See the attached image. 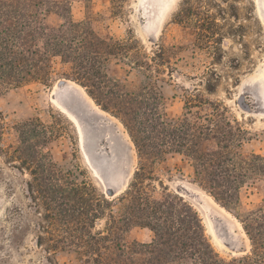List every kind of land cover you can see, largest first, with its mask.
I'll return each instance as SVG.
<instances>
[{
	"label": "rangeland",
	"instance_id": "rangeland-1",
	"mask_svg": "<svg viewBox=\"0 0 264 264\" xmlns=\"http://www.w3.org/2000/svg\"><path fill=\"white\" fill-rule=\"evenodd\" d=\"M183 1L71 0L75 22L109 34L115 41H124L137 59L154 58L152 70L147 71L127 58L111 56L103 66L102 72L108 77H103L101 88L90 87L97 100L79 81L66 76L69 65L58 56L53 59L50 80L45 85L30 82L0 90V264L76 263L74 255L49 252L46 241L39 244V236L45 235L41 227L47 225L46 210L29 192L28 182L38 178L45 185V195L52 197L64 192L62 188L67 179L78 183L85 178L106 194L111 189L114 194L111 197L122 194L139 161L124 121L134 131L145 129L158 148L179 149L173 143L160 146L170 140L163 138L161 131L166 118L205 127L209 111L203 106L187 105L192 94H199L223 103L228 109L227 118L232 122V129L242 136L236 148L239 153L264 156V0H229L228 3L236 5L239 18L232 17L233 9L230 8L227 20H220L224 23L225 37L221 47L218 46L220 49L215 51L212 47L200 48L195 27L176 20ZM223 5L227 6L224 2ZM161 47L164 48L163 56L158 57L156 54ZM220 55L222 60L215 63L214 56ZM211 69L220 75L213 93H209L204 84L207 79H213ZM150 73L151 79L146 76ZM62 80L81 85L100 110L121 124L130 145L116 130L115 134L125 144L119 151H114L115 141L110 134L104 137L88 135L83 145L77 123L53 100V89ZM224 128L229 127L225 124ZM87 153L93 156L94 164L107 173L115 171V179L106 181L98 175ZM155 167L157 180L153 185L159 190L164 186L168 192L183 196L195 207L208 237L227 261L252 252V240L244 224L249 225L257 241H264L263 179L255 177L243 184L239 199L235 195L232 199L225 198L223 203L229 209L218 202L236 217L244 234L245 238L234 232V237L227 240L229 246L238 248L235 251L221 245L212 234L201 207L204 205L201 194L217 200L198 181L192 160L183 152L173 151L166 153ZM237 179L227 176L218 180L237 183ZM105 221L102 219L97 229L103 228ZM153 237L154 233L142 226H131L125 233L128 244L148 243ZM259 246L264 251V244Z\"/></svg>",
	"mask_w": 264,
	"mask_h": 264
},
{
	"label": "trees",
	"instance_id": "trees-1",
	"mask_svg": "<svg viewBox=\"0 0 264 264\" xmlns=\"http://www.w3.org/2000/svg\"><path fill=\"white\" fill-rule=\"evenodd\" d=\"M228 2L184 0L176 20L195 27L200 48L215 51L225 37L220 20H227L230 8L232 17L239 18L236 5ZM90 28L73 20L71 0H0V90L30 82L45 85L57 56L69 65L66 76L79 81L96 100L90 87L101 88L103 77H108L102 72L103 66L111 56H122L138 68L152 70L154 58L137 59L124 41ZM159 51L156 55L163 56L164 48ZM213 59L218 63L222 57ZM210 75L213 79L204 84L213 93L220 75L215 69ZM146 76L153 77L151 73ZM187 105L205 107L208 124L203 127L166 118L161 132L170 140L160 146L173 143L179 149L158 148L145 129L134 131L124 121L139 161L127 189L116 197H109L87 178L78 183L67 179L62 188L65 193L59 197L45 195V185L36 177L28 182L29 192L46 210L47 225L41 227L45 235L39 236V244L46 241L47 251L74 255L75 264H264V251L259 249L264 241L255 239L249 225L244 224V228L252 240L251 254L227 261L208 237L195 207L183 196L168 192L163 185L159 190L152 183L157 180L155 164L173 151L183 152L192 160L200 184L228 209L225 198L235 195L239 199L240 188L248 180H264V156L236 150L242 136L232 129L223 103L192 94ZM223 121L229 128H224ZM227 176L238 178V182L218 180ZM102 219L106 220L104 227L97 229ZM131 226L149 228L154 233L151 242L128 244L125 233Z\"/></svg>",
	"mask_w": 264,
	"mask_h": 264
},
{
	"label": "water",
	"instance_id": "water-1",
	"mask_svg": "<svg viewBox=\"0 0 264 264\" xmlns=\"http://www.w3.org/2000/svg\"><path fill=\"white\" fill-rule=\"evenodd\" d=\"M58 85L59 87H63V89L59 93V96L63 98V102L60 101V98L56 96L54 98L57 99L61 103V105H63V107H65V109L74 116V118L81 126V129H83L86 137L88 135L90 137H104L107 134H110V138L115 141L114 151H119L123 146L125 147V144L122 141L121 137L115 134L113 126H110V124L105 121L104 117L100 116L95 111H92L90 106L77 90H75L71 86H68L65 80L60 81ZM87 156L91 163L94 164L93 156L89 153H87ZM94 165L97 169V172L103 179H105L106 181L115 179V171L107 173L101 166L99 167L96 164ZM107 194L113 195V191H111V189H108ZM210 219L215 231L217 232V235L225 240L226 243L224 244L229 247V245L227 244V240L232 239L235 235L229 223H227L226 221H221L219 217L216 216L213 212H211L210 214Z\"/></svg>",
	"mask_w": 264,
	"mask_h": 264
},
{
	"label": "bare ground",
	"instance_id": "bare-ground-1",
	"mask_svg": "<svg viewBox=\"0 0 264 264\" xmlns=\"http://www.w3.org/2000/svg\"><path fill=\"white\" fill-rule=\"evenodd\" d=\"M65 81H66V84L68 86L73 87L75 90H77L81 94V96L85 99V101L90 106V108L92 109V111H95L97 114H99L100 116L104 117L108 121V123L110 124V126L112 125L113 128H114V130H116L117 132H119V134L123 136L124 140L130 145V143H129V137L127 136V134H125L123 132V129H122L121 124H119L112 116H110V115L106 114L105 112H103L102 110H100L98 108V106L95 105L94 102L89 98L88 94L85 92L84 88L81 85L75 83L72 80H65ZM62 89H63V87H59V85L56 84V86L54 87L53 92H52L53 100H55L67 113H69L65 109V107H63V105H61V103L57 99L54 98L56 96V97L60 98V101L63 102V98H61L59 96V93H60V91ZM69 114L71 115V117L77 123V125L79 127V130H80L82 144H84L85 139H86V136H85V134L83 132V129H81V126L79 125V123L77 122V120L74 118V116L71 113H69ZM120 131H122V132L120 133ZM98 175H99V173H98ZM109 181H111V180H109ZM201 196L204 199L203 200L204 201V205H202L201 207L203 208V210L206 213V216H207V219L209 221V225H210L212 234L214 235V237L216 238V240L221 245H223L226 248H229L230 247V248H233L235 251L238 250V248H235V247H232V246H229V247L226 246L224 244V243H226L225 240H223L222 238L219 237V235H217V232L215 231L214 226H213V224L211 222L210 214H211V212L215 213V215L218 216L221 221H223V222L226 221L227 223H229V225L231 226V229L234 232H236L237 235H241L243 238H245L244 237V234H243V232L241 230L240 224H239L238 220L236 219V217L232 216L229 212H227V210L224 207H222L218 202H215L213 200L212 196H210L208 194H204V193H202Z\"/></svg>",
	"mask_w": 264,
	"mask_h": 264
}]
</instances>
